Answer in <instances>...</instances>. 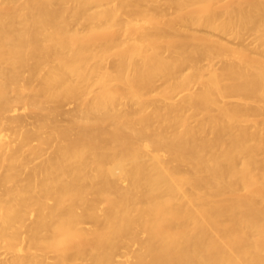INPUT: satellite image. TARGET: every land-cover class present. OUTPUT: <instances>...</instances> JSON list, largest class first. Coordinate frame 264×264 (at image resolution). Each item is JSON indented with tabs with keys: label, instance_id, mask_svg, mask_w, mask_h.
Wrapping results in <instances>:
<instances>
[{
	"label": "bare ground",
	"instance_id": "6f19581e",
	"mask_svg": "<svg viewBox=\"0 0 264 264\" xmlns=\"http://www.w3.org/2000/svg\"><path fill=\"white\" fill-rule=\"evenodd\" d=\"M2 247L264 264V0H0Z\"/></svg>",
	"mask_w": 264,
	"mask_h": 264
},
{
	"label": "rangeland",
	"instance_id": "374dc122",
	"mask_svg": "<svg viewBox=\"0 0 264 264\" xmlns=\"http://www.w3.org/2000/svg\"><path fill=\"white\" fill-rule=\"evenodd\" d=\"M216 33V35H218V36H220L223 40H225V41H227V42H229L230 44H232V45H239L240 44V40H238L237 38H235L234 36H230V35H224V34H222V33H219V32H215ZM249 33V32H248ZM256 35V34H255ZM255 35H254V33L253 32H251V33H249V34H247L246 35V39H245V41L243 42V44H245V45H247L248 47H250V48H252L253 47V45H254V41H255ZM216 61V63H217V65L218 64H221L222 62H224V61H228V60H231V58L230 57H226V56H224V57H220V58H216L215 59ZM69 105V104H68ZM67 105V107H73L75 104L74 103H72V104H70L69 106ZM16 113H19V115L21 114L22 116H24L26 119H24V120H27V119H29V122L31 123V121H32V123H33V120L35 119V115L34 114H29V113H27V111L24 109V108H22L21 106L17 109V111H16ZM32 118V119H31ZM28 121V120H27ZM26 122V121H25ZM30 123L28 124L29 126H30ZM26 124V123H25ZM62 124H67V121H63L62 122ZM32 125L33 124H31V126L30 127H32ZM23 175V174H22ZM23 177H24V175H23ZM22 178V177H21ZM3 248L4 247H2V249H0V250H3ZM5 249V248H4ZM6 250V249H5ZM5 250H3V252L2 251H0L1 252V254L0 255H7V256H9V255H11V254H9L7 251H5ZM2 255V256H3ZM1 257V256H0ZM3 257H5V256H3Z\"/></svg>",
	"mask_w": 264,
	"mask_h": 264
}]
</instances>
